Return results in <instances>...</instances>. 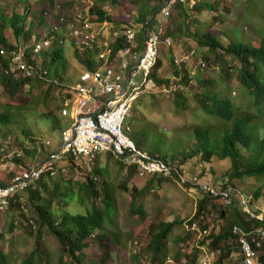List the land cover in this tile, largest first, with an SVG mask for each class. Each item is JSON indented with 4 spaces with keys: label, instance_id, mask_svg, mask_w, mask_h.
<instances>
[{
    "label": "trees",
    "instance_id": "trees-1",
    "mask_svg": "<svg viewBox=\"0 0 264 264\" xmlns=\"http://www.w3.org/2000/svg\"><path fill=\"white\" fill-rule=\"evenodd\" d=\"M106 1L96 0L99 6H93L91 12L97 14V20L100 22L107 20L117 23L116 18L103 10L102 6ZM110 1L116 3V0ZM164 1L155 0L153 5L139 13L136 21L141 22L142 28L137 33L134 44L131 45L132 50L141 51L143 49L144 33L147 29H162L163 38L170 37L176 41L192 39L198 47L205 48L203 51L201 50L197 62L201 60V63L198 62L200 66L217 68L218 78L211 75L208 77L193 75L184 60L176 63L175 48L164 46L169 45L164 44L149 79L152 80L155 87L169 89L171 83L178 85L175 90H170L173 93L172 102L176 112H199L198 118L201 121L194 123L192 128L196 140L191 144L178 142L175 147H172L170 153L164 149L163 133L159 134L157 131H153L150 134L147 121L140 125L136 123L140 119L133 106L134 114L131 116L135 119L134 128L131 129L128 119L131 116L128 115L124 131L135 141L138 148L148 151L154 157L166 160L186 176L187 181L183 182L186 185H195L190 182L191 172L188 171L187 166H184L189 159L196 156L201 162L211 161L213 158L229 159L231 166L225 173L227 178H223L218 187L211 186L217 190L227 189L229 186L234 189L231 192L232 201L230 203L222 201L220 197L214 196L208 191L202 192L197 211L188 221L187 232L185 235H178L174 238L173 243L178 245L175 250L169 248V236L175 226L183 224V221L178 219L166 221L162 216L158 217L156 221L149 224L146 243L133 256L138 257L139 254L147 256L151 264H179L183 260L186 264H196L200 248L195 245L188 249V242L193 238L194 230L208 231L210 224L208 213L212 208L217 209L218 212V216L214 218L216 227L212 228V232L205 237L202 244L208 240L209 248L218 252L216 263L224 264L232 254L241 253L238 236L233 232L235 226L246 231L264 227V216L258 217L259 210H256L255 216L246 218V213L239 209L241 207V205L238 206L240 199L238 198V203L234 200L237 189L233 185L234 180H241L245 177H254L259 181L264 180V36L259 41L242 38L238 30L239 21H237L234 30L229 27L226 24V14L232 10V4L229 1H225L222 7L224 11L219 10L211 18L212 21L207 24L196 19L191 13L197 11L201 14L204 8L203 0L198 2L193 9L188 8L183 2L176 1L166 19H163L161 13ZM209 1V7H213V3L211 0ZM188 9L192 11L190 12ZM29 11L30 8L27 7V10L22 14L17 13V10L8 13L0 7V85L10 97H19L24 93V89L28 88L32 100H36L35 98L40 95L42 96L41 100L45 103L51 98L53 91H58L63 95L62 90L66 87L60 83H63L69 60L62 47L65 42L63 36L61 37L64 41H62L63 43L59 42L62 44L59 47L54 40L49 45L50 49L42 46L45 45L46 33L40 32L39 28L44 26V22L41 18L36 24V20L43 13L34 12L31 16H34L32 21L27 23L30 18L27 14ZM213 22L218 23L217 30L213 29ZM218 33L225 39L220 38ZM48 34L53 39L56 37V33L51 30ZM22 38L30 42L28 46L24 47L23 56L27 64L37 68L38 73L35 76L27 75L24 70L16 68L15 63L12 62V51L22 49L18 42ZM40 39H42L41 42ZM72 43L75 45L74 41ZM38 44H41L42 47L36 51ZM127 45L130 43L123 35L116 36L111 41L112 53L109 64H114L119 56V51ZM75 47V56L90 73H94L102 65L101 61L94 59V51H81L76 45ZM194 53L196 54V50ZM37 57L42 58L41 68L38 67ZM165 59L168 60L166 67H164ZM234 61L237 64L232 63ZM48 65L56 66L54 71H51ZM232 75L235 76L239 85V94L246 95L248 99L244 106L236 102L232 95L229 82ZM193 81H196L198 86L195 90H193ZM152 97H156L155 93L152 94ZM11 119L10 111L4 110L0 113V123L8 125ZM141 126L142 130H140ZM153 126L156 128L154 124ZM54 127L57 128V125L54 124ZM27 136L30 135L27 134ZM27 140H30L29 145L26 144V140L15 137L16 146L26 157L34 156L35 148L32 149L31 146H35L37 140L33 137H29ZM41 146L46 148L43 142ZM49 154L50 152H47L38 164L47 160ZM107 154L115 156L111 152ZM12 159L15 162V167L10 171H0V185L8 184L12 177L23 169L25 162L22 157H18L16 153ZM117 159L121 170L126 168L124 166L129 165L126 168L128 178L123 179L119 184L120 188L128 190V179L138 174L137 168L135 165L127 163L123 158L117 157ZM6 160V158L0 159V161ZM53 165L57 167L58 175L56 173L52 175L51 171H47L30 187L15 193L6 209L0 211V219L4 217L5 213L10 215L20 213L24 216L23 212L26 210L23 202L24 195L33 209L34 214L32 218L30 217L31 223L28 222V227L25 226L24 232L27 231L28 235L35 238V246L23 259V264H106L108 252L102 257L89 258L85 249L90 246L92 237H96L102 246L108 248V242L111 239L108 226L113 225V216L117 211L116 187L105 178H102L101 185L97 184L93 175L105 176L107 174V171L97 164H94L93 172L83 171L85 180H77L75 184L71 178L63 177L61 166L57 163H53ZM30 166L32 165L25 167ZM67 166L73 171H82L80 165L72 157L67 159ZM144 176H149L147 183L142 189L133 187V200L137 196L145 195L164 181L170 182L173 181V178L180 179L176 170H173L172 175L169 176L162 173ZM196 186L199 187L198 184ZM261 191L260 187L253 190L251 200L248 198L250 205L251 201L259 200L263 194ZM73 205L83 209L74 212L71 209ZM208 205L210 206L208 207ZM131 213H140L142 218L146 215L142 205L137 207L132 205ZM196 221L198 227L192 229L191 226ZM16 223L17 221L14 219L5 224V230L13 234L10 237L11 240L17 236ZM45 233L53 236L57 242V248H51L47 242L43 241ZM4 234L5 232L1 231L0 237H3ZM113 235L114 239L118 241V235ZM169 259L171 262L168 261ZM260 259L264 264V246ZM239 260L243 261L242 256ZM9 261L8 254L0 250V264H9Z\"/></svg>",
    "mask_w": 264,
    "mask_h": 264
},
{
    "label": "rangeland",
    "instance_id": "rangeland-1",
    "mask_svg": "<svg viewBox=\"0 0 264 264\" xmlns=\"http://www.w3.org/2000/svg\"><path fill=\"white\" fill-rule=\"evenodd\" d=\"M155 0H116V3H112L110 0L105 2V7L111 8V15L116 18L117 23H108L105 28V32L108 35L110 41L114 36L119 35L126 26H134L139 30L140 24L136 21L139 13L146 10L154 4ZM225 1H229L232 4V10L229 14H226V24L232 27L233 30L238 22V30L244 39H252L259 41L262 36H264V0H211L213 7H209L210 1L203 0L202 4L204 8L200 13L197 11L191 12L194 17L201 20L204 24L211 22V18L218 13L219 10H223ZM57 4H61L63 10L73 15L75 11L82 12L86 17H96L97 14L91 12L92 7L99 6L96 0H1L0 7L11 13L13 10H17V13L22 14L27 7L30 8L29 13L30 18L27 23L32 21V14L34 12H42L43 14L38 16L36 24L43 18L44 26L39 28L40 32L46 33V40L49 42L55 41L57 46H61L59 39L65 38V42L62 45L66 54L65 56L69 60L68 68L66 74L63 77L64 87L68 85H80L89 84L93 85V74L90 73L87 68L82 65L79 59L75 56V45L72 43L70 35L67 31L56 33L54 39L48 33L50 32V26L57 21ZM97 18V17H96ZM193 25L195 23L192 22ZM28 25V24H27ZM211 25V24H210ZM218 23L213 22V29L217 30ZM226 26V25H225ZM115 33V34H114ZM220 38L225 39L218 33ZM63 36V37H61ZM171 39V38H170ZM42 39L39 41L41 42ZM64 41V40H63ZM21 48L29 45L30 42L25 41V39L18 40ZM51 44V43H50ZM164 44L161 45V47ZM46 49H50L48 42L42 45ZM175 48L176 63H180L181 60L187 64L188 69L193 75H200L202 77L213 76L218 78V69L209 68L207 66H200L197 62V58L200 57L201 50L205 48H200L196 45V42L192 39L187 40H174L171 39L169 45ZM160 47V49H161ZM164 48V47H163ZM195 49L196 54L191 55V51ZM164 50V49H163ZM162 51V50H161ZM140 52V51H137ZM188 56V57H187ZM187 57V58H186ZM94 59L98 60V56L94 54ZM39 62V68L41 65L42 58L37 57ZM131 60H135V57L131 55ZM236 63V61L232 62ZM51 71H54L56 66L48 65ZM168 66V60H164V67ZM172 76V75H171ZM134 78L138 83H142V75L137 73ZM57 79V78H56ZM173 80V76L171 77ZM230 87L232 90V95L234 96L236 102H239L242 106L247 103L246 95L239 94V85L232 75L230 79ZM66 85V86H65ZM193 90L197 89L196 81L192 82ZM170 88L167 87H155L152 80L148 81L141 93L139 94V99L135 101L133 108H136V113L138 115V120L136 123L141 124L144 122L149 123L150 134L153 131H157L159 134L164 135V149H167L170 153L179 142L185 144H191L196 139L193 133V124L198 123L201 120L198 118L199 112L192 113L189 111L176 112L174 110V103L172 102L173 93L170 90H175L178 85L171 83ZM65 88V89H66ZM62 90L63 94H66V90ZM155 93L156 97H152ZM28 88L24 89V93L19 97H10L7 93L3 91L0 85V113L4 110L10 111L12 116L11 122L8 125L0 123V159L6 158V161H0V171H10L15 167V162L12 159L13 156L20 152L18 157H22L25 162L23 168L28 165H37L41 158H44L47 152H52L59 147L62 138V131L70 127L75 119L74 107L72 105H64L62 102V95L58 91H53L51 98L47 102H43L42 96L39 95L36 100H32V96L29 95ZM37 94V93H36ZM34 94V95H36ZM29 98L30 100H28ZM11 103V104H8ZM132 108L129 116L134 114V109ZM131 129L134 128L135 119L131 116L128 118ZM55 120L57 121L55 123ZM57 125V128L54 127ZM156 126V128L153 126ZM142 130V126L140 127ZM29 134L30 136H27ZM15 137L19 139L26 140V144H30L29 137H33L37 140L35 146H31L32 149L35 148L34 156L26 157L24 153L17 148L15 143ZM45 144L46 148H42L41 143ZM50 142L49 144H46ZM47 145V146H46ZM24 156V157H23ZM199 157L189 159L184 166L188 167V171L191 172L190 182L195 183V185L183 184L187 181V177L182 175L180 179L173 178V181H164L161 185L154 187L148 191L143 196H137L133 200V187L137 189H142L147 183L149 176H141L136 174L131 179H128L127 187L128 190H123L120 188L119 184L123 179H127V169L129 165H126L123 170L120 169L121 165L118 163L116 156L109 155L107 153L99 154L95 161L100 168L107 171L105 176H100L94 174L97 184L101 185L103 182L102 178L109 181L114 187H116L117 196V211L113 216L114 223L109 225L108 229L111 234V239L108 242V248L102 246L96 237L90 239L91 244L85 251L89 258H95L98 256H105L108 252L109 256L107 258L106 264H151L147 256L139 254L138 257H134V253H138L143 245L147 241L148 227L153 221H156L158 217L162 216L166 221H172L178 219L183 221V224L175 226L172 233L169 236V248L175 250L178 245L174 244V238L178 235H185L189 228L188 221L191 219L196 211L200 197H202V192H206L203 185L216 186L222 182L225 177V173L229 170L231 166V161L229 159H219L213 158L211 161H200ZM82 171L71 170L67 166V160L61 162L59 166L62 167V174L64 178H71L73 183L85 180V172H93L94 165L90 166L86 161L81 162ZM58 175V173H56ZM155 183H157L155 181ZM199 185L197 187L196 185ZM233 185L236 186L237 193L234 200L240 199L242 194L251 200V195L253 190L257 187L262 189V195L259 200L251 201V205L238 204L239 209L245 214L246 218L251 215L248 213L247 207L254 213L259 210V217L264 216V180H258L254 177H245L241 180H234ZM23 202L25 204L26 210L23 214L15 213V215L4 214V217L0 219V232H5L4 236L0 237V250L7 253L9 256V264H23V259L29 254V252L35 246V238L28 235L25 231V226L28 227V222L31 223L33 216V209L28 204L26 200V195L23 196ZM238 203V202H237ZM132 205L140 206L142 205L145 210V217L142 218L140 213H131ZM210 205H208L209 207ZM69 209V208H68ZM71 209L77 212L80 209L77 205H73ZM208 213V220L210 224L208 225L207 232H199L194 230L193 238L188 242V249L197 245L200 248L199 258L196 264H217V253H212L208 246V240L204 244L205 237L212 232V228L216 227V221L214 218L218 216L217 209L210 208ZM207 215V214H206ZM16 220V238L13 240L12 233L5 230V224L11 220ZM30 220V221H29ZM34 229V227H33ZM192 231V229H191ZM118 235L119 240L114 239V235ZM43 241L52 248H57V242L53 236L49 233L43 235ZM171 253V252H170ZM171 255V254H170ZM241 253H234L232 256L225 260L224 264H242L239 258ZM171 262V259L168 260ZM183 260L179 264H184ZM186 264V263H185ZM188 264V263H187Z\"/></svg>",
    "mask_w": 264,
    "mask_h": 264
},
{
    "label": "built area",
    "instance_id": "built-area-1",
    "mask_svg": "<svg viewBox=\"0 0 264 264\" xmlns=\"http://www.w3.org/2000/svg\"><path fill=\"white\" fill-rule=\"evenodd\" d=\"M176 1L183 2L188 8L193 9L201 0H165L161 8L163 19L170 14ZM56 9L57 22L50 26V30L60 34L67 31L79 50L94 51L98 56L97 61H101L102 65L92 73L93 85L70 84L65 89L66 94L62 95V102L64 105L74 107V121L70 127L62 131L59 147L50 152L47 160L36 166L23 168L12 177L8 184L0 185V211L6 209L15 193L30 187L44 173L51 171L54 175L57 167L53 163L59 165L69 157H72L79 165H82V161H86L92 166L99 154L111 152L127 163L135 165L141 176L155 173L169 176L172 175L173 170H176L182 177L183 174L166 160L154 157L148 151L138 148L135 141L124 131L126 119L134 102L139 97L142 87L150 81L149 76L158 60L160 47L162 44H170V37L163 38L162 29H147L144 33L143 49L140 52L133 51L131 45L134 44L142 25L139 30L128 25L116 36L123 35L130 45L119 51V56L111 65L109 64L112 53L111 41L102 32L103 26H98L97 24L100 23L94 22L80 11H75L70 16L63 10L61 4H57ZM62 41L63 39H59L60 43H63ZM47 42L50 45L51 42L48 40L44 43ZM41 47V44H38L36 51ZM194 52L195 50H192L191 55ZM126 54L135 57V64L130 67L127 64L119 66L117 60ZM12 62L15 63L16 68L24 70L27 75L35 76L38 73L35 66L27 64L24 60L23 49L12 51ZM137 73L142 75V83H138L134 78ZM20 154V152L17 153L18 156ZM203 188L226 203L232 201L231 192L234 188L231 186L221 190L207 185H203ZM240 203L241 206L250 205L249 199L243 194L240 197ZM247 209L252 217L255 216L249 207ZM191 227L196 229L198 222H194ZM233 232L238 236L242 264H263L260 257L264 246V227L246 231L235 226ZM212 253L215 254L216 251Z\"/></svg>",
    "mask_w": 264,
    "mask_h": 264
},
{
    "label": "crops",
    "instance_id": "crops-1",
    "mask_svg": "<svg viewBox=\"0 0 264 264\" xmlns=\"http://www.w3.org/2000/svg\"><path fill=\"white\" fill-rule=\"evenodd\" d=\"M102 8H103V10H105V11H107V13H109V14H111L110 13V11H111V8H106L105 7V5H103L102 6ZM97 17V16H96ZM96 17H90L92 20H94V22H97V23H100V24H97L98 26H103V28H102V32L106 35V36H108L107 34H106V32H105V28H106V25L108 24V23H115V22H112V21H103V22H100V21H98L97 20V18ZM139 24L141 25V22H139ZM115 34V33H114ZM115 38V36L112 38V40ZM109 39V38H108ZM111 40V41H112ZM134 57V56H133ZM117 64L119 65V66H125L126 64L127 65H129V67L130 66H132V65H134L135 64V60L133 61V60H131V54H126L124 57H121V58H119L118 60H117ZM128 67V66H127Z\"/></svg>",
    "mask_w": 264,
    "mask_h": 264
}]
</instances>
